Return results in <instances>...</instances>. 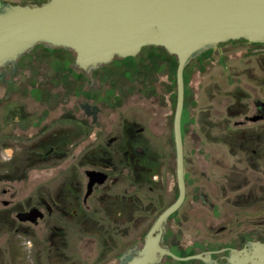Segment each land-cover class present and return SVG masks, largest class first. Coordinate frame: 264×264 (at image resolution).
<instances>
[{
    "label": "rangeland",
    "instance_id": "rangeland-1",
    "mask_svg": "<svg viewBox=\"0 0 264 264\" xmlns=\"http://www.w3.org/2000/svg\"><path fill=\"white\" fill-rule=\"evenodd\" d=\"M236 42L238 47L223 53L213 48L202 52L185 69L187 112L183 133L189 188L186 203L179 213L170 218L165 234V242L181 256L224 244L242 246L241 236L264 240V189L256 195L244 194L239 203L254 202V206L243 209L236 207L239 196L236 197L232 190L238 187L245 190L254 185L264 187V166L253 171L242 154H231L220 140L225 130H201L193 123L192 111L201 106L200 103H206L205 98L201 102L197 101L205 88L227 91L245 87L252 95L258 90L264 92V87H259L246 77L248 73L261 75V78L255 76V79L262 80L264 86V46ZM220 45L226 47L227 44L223 42ZM74 60L75 52L71 49L37 44L20 57L16 69L12 66L4 69L5 76L0 78V137L7 138L0 142L1 166H7L9 161L2 144L12 145L17 151L29 148L37 153L46 146L50 133L46 134L44 127L52 121L62 117L83 119L91 125V130L86 131L83 140L70 147L69 153L62 151L68 155L60 161H54L52 168L45 167L43 163L44 166L29 169L21 179L0 180V188H11L12 193L15 191L16 200H20L23 207L37 204L46 211L47 194L40 192V188L46 187L52 174L57 177L63 169H67L74 154L80 155L85 149L88 152L89 143L95 138L102 142L110 140L116 128L121 131L127 118V121L135 120L138 126L147 125L150 131H154L152 140L156 137L153 141L156 148L159 146V134L165 133L169 144L166 146L168 163L165 167V183L171 194H166L165 199L156 202L158 189L154 191L150 186L145 189L134 183L133 203L137 205L136 201L140 202L136 196L142 197L141 206L150 210L155 208L156 211L149 218L140 220L143 223L140 232L133 240L122 242V246L114 251L116 254L111 249L113 239L109 226L91 228V224H84L80 227H65L46 214L36 224L24 222L25 225H22L26 228L21 229V237H11L13 233L1 230L0 224V245L4 250L15 249L14 264L117 263L126 247L134 243L143 244L145 234L158 212L178 195L173 135L177 57L161 46H145L136 56L117 57L96 69L93 86L90 76L77 67ZM254 64L257 69L250 70ZM194 100L199 105L196 106ZM82 102L88 103L90 107L96 106V115L84 112ZM8 103L16 104L23 111V118L31 117L32 120L16 123L13 117L12 122H9L12 115L6 112ZM213 103L214 112L219 113L224 109V101ZM68 126L69 132H72L73 124ZM207 135H212V140L208 141ZM260 148L263 149L264 145ZM97 153L101 154L99 151ZM102 154L109 156V152ZM231 170L240 172L238 177L233 176L232 183L225 176L226 173L231 174ZM202 189L210 193L212 200L217 203L216 209L211 210L208 204L202 202L199 194ZM145 192L151 195V199L144 197ZM58 212L61 213L60 210ZM89 229L91 231L88 232ZM104 250L108 252L106 258L99 261L100 253ZM6 262L10 264L8 252ZM162 264L199 262L196 259L165 257Z\"/></svg>",
    "mask_w": 264,
    "mask_h": 264
},
{
    "label": "flooded vegetation",
    "instance_id": "flooded-vegetation-1",
    "mask_svg": "<svg viewBox=\"0 0 264 264\" xmlns=\"http://www.w3.org/2000/svg\"><path fill=\"white\" fill-rule=\"evenodd\" d=\"M43 1L45 0H40L39 2L38 0H27L24 2H22V0H0V6L7 3L33 4L41 3ZM236 41L244 42V45L256 44L264 46V43L250 41L246 42L244 39H235L224 42V44H227L226 47L220 45V43L213 49H216L220 53L226 52L231 48L238 47V43ZM228 44H230V46ZM254 65L252 66L253 69L250 70L255 71L257 69V66ZM6 67H4L3 70L6 69ZM14 69H16V66ZM84 72L87 73L86 71ZM88 75L92 79L91 86H93L94 76H91L90 74ZM4 76L5 71L2 76L0 75V77L3 78ZM255 76H260L261 78V75L250 73L246 74V77L252 83L258 85L261 88L264 87L261 83L262 80H256ZM202 93L203 94H201V97L197 101L201 102L205 98L206 103H200L201 106L195 108L192 111L194 126H198V128L201 130H225V134L220 140L223 141L230 153L232 152L231 154H242L245 159H247V162L250 164V167L253 171L259 170L261 165L263 167L264 148H260L262 147V144L264 145L263 90H258L254 95H252L251 91L245 87L227 91H210L209 89L205 88L202 90ZM221 100L225 102L224 109H222L221 112L216 113L212 108L214 105L213 102L222 103ZM193 102L197 106L198 103H196V100ZM186 103L187 99L185 86L182 131L184 119H186ZM82 107L83 111L90 115H96L98 110L96 106L90 107L86 102H82ZM17 109L18 110L13 114L8 113L9 115H12L11 119L8 120L9 122H12L13 117H15V121L13 122L16 123L30 122L32 120L31 117L27 119L23 118V111L18 107ZM124 120H126V122L123 123V128L121 131L116 128V133L115 135L111 136L110 140L102 142V140L99 138H95L92 140V143H89L91 146L88 152H86L85 149L84 153L80 155L74 154L67 169H63V171H61L57 177L52 174V176L48 179V184L46 187L40 188V192L47 194L45 201L46 211H44L42 207L37 204L23 207L20 203V200H16L15 191L12 193L11 188H0L1 230H7L13 233L11 237H21V229L26 228L22 225L24 222H32L36 224L38 223L39 219H43L47 214L53 221H56L65 227H80L84 224H91V228H94V226H109V231L111 233L110 236L113 239V247L111 248L112 252L115 250L117 251V247L120 246L122 242L131 241V239L133 240V237L137 236V234L140 232L141 226L143 225L140 220L145 217L146 219L149 218V216H151L156 210L155 208L152 210L145 207L143 208L141 206L142 197L140 199L136 196L140 202L136 201L137 205H135V203H133L135 196L133 195L132 187L134 183H136V186L143 187L145 189L149 186L154 191L155 189H158L156 202H160V200L165 199L164 196L166 194H171L165 183V167L168 163V151L166 150V146L168 147L169 144L166 141L168 139L166 138L165 133L162 132L158 136L159 146L156 148V145L153 143L156 137L154 140H152V134L154 132L152 129L151 130L153 132L150 131L147 125L138 126V123L135 120L132 121L130 119V121H127V118ZM72 124V132H69L68 125ZM134 126L136 127L134 128ZM87 130H91V125L85 120L62 117L61 119L52 121L51 123L45 125L44 131L46 134L49 132L50 136L47 138L46 146H44L43 149L38 150L37 153L35 150H30L29 148L17 151L16 147L12 145H7V143L2 144L1 147L3 148L4 152H7L9 161L7 166L4 164L2 166L0 165V172L4 174L1 175L0 173V180L21 179L26 176V173L29 169L37 168L38 166H44L43 163H45V167L52 168L54 161H60L61 159L65 158L69 153L70 147L83 140V136L87 133ZM210 136L212 137V135H207L206 139L208 141L212 140L210 139ZM5 137L7 138V136H2L0 142ZM62 151H68V153ZM98 151L101 154H98ZM105 152H109V156L102 154ZM184 157L185 179L187 184L186 197L181 207L169 217L165 225L166 229L164 232V239L162 241V244L167 245L175 253L176 250H173L171 246L165 242V234L170 218L174 214L179 213L186 203L188 196V161L185 145ZM233 167H235V165ZM230 172L231 174L226 173L225 176L226 178H229V182L232 183L234 181L233 176L238 177L240 172H237L236 170H231ZM158 185L159 188L157 187ZM263 189L264 187H261L260 185H254V187H248L245 190H242L240 187L232 189L236 193V197L239 196L237 204L238 206L236 207L243 209L246 206H254V202H251L252 204H245V201H241V203H239V200H243L244 194L248 193L256 195V193H261ZM7 194L10 196L6 197ZM199 194L202 202L206 205L208 204L211 210L217 208V203L212 200L208 191L202 189ZM178 195L173 198L172 201L168 202L167 205L163 206L158 212L157 216L168 205L175 201ZM144 197L151 199V195H149L147 192L144 193ZM257 199L258 198H256L255 204L257 203ZM58 210H60L61 213H59ZM157 216L152 221L146 234L150 230ZM181 220L182 219H180V221ZM89 231H91V229H89L88 232ZM241 237V242H243L242 246L224 244L216 248H208L190 254L204 253V255H206L207 252H210L211 256L217 261L218 264H230L227 256L229 255L231 248H242L246 246L248 242L254 240L264 241L258 237H254L252 239H246L244 236ZM13 244H15V241ZM8 245L11 247V242H9ZM142 245L139 243H134L126 247L120 253L119 261L117 263L109 262L107 264H119L121 262L120 257L124 252H126L129 248H133L134 246H138L140 248ZM7 252L10 264H14L16 258L15 249L4 250L1 245L0 264L7 263ZM107 253L108 252L105 250L102 251L100 253L99 261H104ZM114 253L116 254V252ZM165 257L172 256H164L162 262ZM193 259L198 260L199 264H208L201 258ZM99 261H96V263Z\"/></svg>",
    "mask_w": 264,
    "mask_h": 264
},
{
    "label": "water",
    "instance_id": "water-1",
    "mask_svg": "<svg viewBox=\"0 0 264 264\" xmlns=\"http://www.w3.org/2000/svg\"><path fill=\"white\" fill-rule=\"evenodd\" d=\"M235 39L264 43V0H45L0 6L1 76L4 67H15L37 44L73 50L75 65L91 76L117 57L136 56L145 46L164 47L177 57L174 138L179 195L157 216L143 245L129 248L119 264H161L166 255L218 264L210 252L181 256L162 241L169 217L187 192L185 68L202 52ZM227 259L230 264H264V241L231 248Z\"/></svg>",
    "mask_w": 264,
    "mask_h": 264
},
{
    "label": "trees",
    "instance_id": "trees-1",
    "mask_svg": "<svg viewBox=\"0 0 264 264\" xmlns=\"http://www.w3.org/2000/svg\"><path fill=\"white\" fill-rule=\"evenodd\" d=\"M245 40V39H244ZM246 42H249L248 40H245ZM164 48V47H163ZM1 78V77H0ZM18 109H17V105L16 104H13V103H8L7 105H6V112L7 113H11V114H13L14 112H16ZM1 127H3V125L1 126ZM2 137H0V139H1Z\"/></svg>",
    "mask_w": 264,
    "mask_h": 264
}]
</instances>
